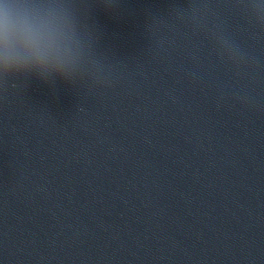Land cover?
Here are the masks:
<instances>
[{
  "label": "water",
  "instance_id": "obj_1",
  "mask_svg": "<svg viewBox=\"0 0 264 264\" xmlns=\"http://www.w3.org/2000/svg\"><path fill=\"white\" fill-rule=\"evenodd\" d=\"M199 142L264 219V0H109Z\"/></svg>",
  "mask_w": 264,
  "mask_h": 264
},
{
  "label": "clouds",
  "instance_id": "obj_2",
  "mask_svg": "<svg viewBox=\"0 0 264 264\" xmlns=\"http://www.w3.org/2000/svg\"><path fill=\"white\" fill-rule=\"evenodd\" d=\"M67 21L36 0H0V83L64 76L75 62Z\"/></svg>",
  "mask_w": 264,
  "mask_h": 264
}]
</instances>
